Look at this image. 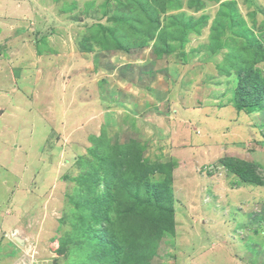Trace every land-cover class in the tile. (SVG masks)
<instances>
[{
  "label": "rangeland",
  "instance_id": "obj_1",
  "mask_svg": "<svg viewBox=\"0 0 264 264\" xmlns=\"http://www.w3.org/2000/svg\"><path fill=\"white\" fill-rule=\"evenodd\" d=\"M20 1L0 264H264V0Z\"/></svg>",
  "mask_w": 264,
  "mask_h": 264
},
{
  "label": "crops",
  "instance_id": "obj_2",
  "mask_svg": "<svg viewBox=\"0 0 264 264\" xmlns=\"http://www.w3.org/2000/svg\"><path fill=\"white\" fill-rule=\"evenodd\" d=\"M14 3L15 4L18 3V4H20V6L23 7V3L24 2L23 1H20L19 2V0H16V2H14ZM12 5H13L14 9L16 10L17 7L14 6L13 3H12ZM0 12L3 13L4 10H1ZM15 24L16 25L19 24V21L17 23H15ZM14 85H15V81H13V77L11 78L8 75H7L6 78L3 77L0 80V111H1L0 112V120L1 121L3 120L2 118H4L5 116H7V114L9 115V113L7 111H5L4 108L6 107V104L9 103L10 97H12V95L16 94V93H14V91H15V86ZM176 105H177V107H175V109H176L175 111L176 112H180L179 115L182 113V116H183V112L186 114V112L188 111V109L180 108V104L179 103L176 104ZM195 111H197V110L196 109H193V110L190 111L189 114H187L188 115V119L189 120H192V122L197 121V123H199L198 120L201 119V117L198 116L199 115L198 112H195ZM167 117H169V116H167ZM188 119H187V122H188V129H189L190 127H192V124L188 121ZM223 120H225V121L223 123H221V121H220V124H219L218 127H222V125H224L226 123H230V121H228L227 118H225ZM213 121H214V119H213ZM218 127H215L213 129L214 130H218L217 135L218 136H221V134H223V132ZM196 128L198 129V132L195 131L193 134H191L189 136V137L193 138L191 140L192 142H195L196 144L201 145L202 142H204L205 140H209L210 137L213 138V135H214L213 130L209 129L208 126H207L208 130H211V131H207V132L202 131V127H200V124H196ZM0 138H1V135H0ZM194 149H196V148L194 147Z\"/></svg>",
  "mask_w": 264,
  "mask_h": 264
},
{
  "label": "trees",
  "instance_id": "obj_3",
  "mask_svg": "<svg viewBox=\"0 0 264 264\" xmlns=\"http://www.w3.org/2000/svg\"><path fill=\"white\" fill-rule=\"evenodd\" d=\"M98 193L103 194V190L101 192H98ZM97 215L98 216L96 218H98V217L99 218L94 222V226H98L97 227L98 231L100 233H102L103 238H107L110 241L109 244L115 243V241L113 240L114 238L110 239V228H111V224H110V219L108 218V215H104L103 212H101V213H99ZM170 222H171V218H170ZM116 263H117V257L115 255L113 257V261L111 262V264H116Z\"/></svg>",
  "mask_w": 264,
  "mask_h": 264
}]
</instances>
